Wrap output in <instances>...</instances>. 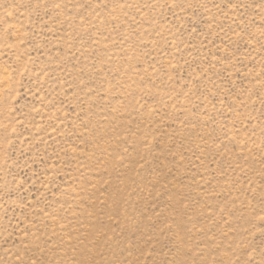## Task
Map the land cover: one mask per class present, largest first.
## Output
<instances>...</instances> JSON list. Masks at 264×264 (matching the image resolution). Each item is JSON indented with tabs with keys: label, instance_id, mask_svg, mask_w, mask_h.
Returning a JSON list of instances; mask_svg holds the SVG:
<instances>
[{
	"label": "rangeland",
	"instance_id": "obj_1",
	"mask_svg": "<svg viewBox=\"0 0 264 264\" xmlns=\"http://www.w3.org/2000/svg\"><path fill=\"white\" fill-rule=\"evenodd\" d=\"M0 264H264V0H0Z\"/></svg>",
	"mask_w": 264,
	"mask_h": 264
}]
</instances>
